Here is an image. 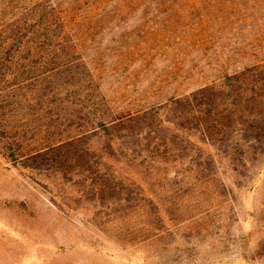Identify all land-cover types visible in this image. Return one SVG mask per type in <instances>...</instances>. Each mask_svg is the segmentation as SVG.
<instances>
[{
    "label": "rangeland",
    "instance_id": "obj_1",
    "mask_svg": "<svg viewBox=\"0 0 264 264\" xmlns=\"http://www.w3.org/2000/svg\"><path fill=\"white\" fill-rule=\"evenodd\" d=\"M0 264H264V0H0Z\"/></svg>",
    "mask_w": 264,
    "mask_h": 264
},
{
    "label": "trees",
    "instance_id": "obj_2",
    "mask_svg": "<svg viewBox=\"0 0 264 264\" xmlns=\"http://www.w3.org/2000/svg\"><path fill=\"white\" fill-rule=\"evenodd\" d=\"M205 107L202 109L205 114L204 123L207 125L206 122H212L214 121L213 113L217 111L218 103H215V101L208 100L204 103ZM209 120V121H207Z\"/></svg>",
    "mask_w": 264,
    "mask_h": 264
}]
</instances>
